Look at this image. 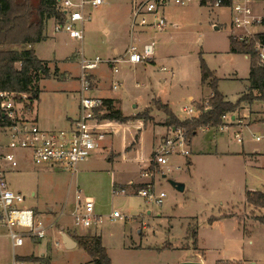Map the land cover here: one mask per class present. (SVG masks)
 <instances>
[{
    "label": "rangeland",
    "instance_id": "obj_1",
    "mask_svg": "<svg viewBox=\"0 0 264 264\" xmlns=\"http://www.w3.org/2000/svg\"><path fill=\"white\" fill-rule=\"evenodd\" d=\"M107 1L91 12L92 19L84 23V38L80 42L64 32L53 35V22L48 21L45 26L48 40L35 45L36 52L40 59L56 58L58 71L54 73L53 66L49 67L52 75L34 84L38 96L26 105L51 122L43 130L65 129L66 118L72 116L78 101L81 56L99 57L103 62L93 74L100 78L105 96H114L120 101L123 115L130 117L125 123L134 122L131 116L148 109L149 120L144 123H152L156 128L146 125L136 151H130L137 143L127 133V140L133 145L127 147L125 154L121 133L108 139L105 145L113 148L111 160H106L109 153L105 150L94 152L89 161L77 166L76 174L58 168L41 171L25 152L26 158L21 157L24 160L19 162L18 171L6 175L7 184L25 196L22 207L33 208L45 225L52 226L42 240L24 238L23 246L16 249L15 260L21 264H41L35 258L46 259L50 264H92L80 246L65 249L60 235L62 228L63 233L73 237L77 235L73 229L82 237L96 235L111 264H180L202 260L203 264H264V225L258 220L264 216V208H254L245 199L249 191L264 192L263 100L255 97L250 104L241 103L234 112L243 127L199 130L192 140L188 138L191 141L188 157L172 155L161 168L151 164L152 177L142 179L153 186L155 194H165L160 205L146 203L137 194L140 189H147V184L139 183L143 168L136 159L148 157L154 139H160L169 126L165 125L167 119L159 106L169 104L172 113L183 119L190 116L184 112L185 107L191 106L199 114L193 102L200 101L196 105L208 110L207 96L211 91L207 85L201 87V58L214 74L218 91L227 101L237 103L247 90L250 61L245 54L231 52L230 37L236 31L231 27L229 10L209 9L196 3L182 6L170 3L163 10L168 23L165 32L155 33L149 28L143 36L135 32L139 43L149 38L155 41L154 58L136 65L120 62L116 65L118 72L113 74L104 61L113 55L112 48L120 56L125 52L129 40L126 11L131 0ZM115 82L119 83L116 91L111 90ZM145 107L148 108L143 110ZM154 110L157 113L150 117ZM229 115L222 118L220 127L227 126L224 121ZM163 126L165 130L157 128ZM237 132L242 142H237ZM133 137L139 138V131ZM0 141H4L1 130ZM254 150L262 155L255 158L246 155ZM118 153L123 155L119 157ZM170 180L182 183L184 192H177L169 184ZM111 181L133 183L115 184V191L124 188L126 193L114 195ZM77 196L81 202L93 201L94 215L101 219L100 225L75 227L71 214L76 208ZM113 211L123 219L110 220ZM192 231L196 233V242ZM6 233L0 227V264H12V248Z\"/></svg>",
    "mask_w": 264,
    "mask_h": 264
},
{
    "label": "built area",
    "instance_id": "obj_2",
    "mask_svg": "<svg viewBox=\"0 0 264 264\" xmlns=\"http://www.w3.org/2000/svg\"><path fill=\"white\" fill-rule=\"evenodd\" d=\"M55 13L51 19L54 21L53 32L69 35L76 41L83 40V25L90 22L91 10L104 3V0H55ZM173 3L177 6L196 3L209 9L226 8L231 14V27L236 31L230 38L250 48L252 54H245L251 60L256 59L258 66H264V0H131L130 3V42L123 55H115L104 61L113 74L118 72L116 65L125 62L129 65L139 64L149 60L155 55V41L149 39L139 43L135 37L145 29L153 32H165L168 26L163 15L164 8ZM101 58L85 59L81 56L79 61L80 75L78 77V114L71 120L65 129L43 130L38 123L27 119L22 114L28 104L25 94L0 92V109L6 120L1 128L3 142L0 141V227L5 228L6 235L12 248V264H21L15 260L16 249L23 246L24 238L31 241L42 240L46 237L48 229L36 216L34 210L23 208L25 196L18 191L9 189L6 173L14 171L18 166L15 151L21 150L29 154L35 167L58 168L75 174L79 164L91 158L106 139H112L121 133L125 135L132 130L142 132L144 121L140 125H132L104 117L107 111L103 99L89 95L91 92V72L96 70ZM164 70V69H163ZM116 84L113 87L116 89ZM186 113L193 109L186 107ZM225 118V116H223ZM136 120V119H135ZM143 122V123H142ZM222 129V127H221ZM225 129V127L223 128ZM164 137L153 146L148 157L137 159L143 168L142 177L150 179L153 172L149 171L151 164L164 166L172 155L188 157L190 141L185 130L181 127L168 126ZM237 142H242L240 134L235 135ZM135 141V137L133 138ZM259 140V137L256 138ZM133 142V141H132ZM157 174V173H155ZM147 189H140L138 195L146 203L161 204L165 197L163 192L155 194L149 183ZM118 193H124L120 190ZM75 210L71 214L75 227L98 226L101 223L99 216L94 215L93 201L78 199ZM109 219L122 220L117 211H113ZM19 231L14 232L13 228ZM58 245V243H56Z\"/></svg>",
    "mask_w": 264,
    "mask_h": 264
},
{
    "label": "trees",
    "instance_id": "obj_3",
    "mask_svg": "<svg viewBox=\"0 0 264 264\" xmlns=\"http://www.w3.org/2000/svg\"><path fill=\"white\" fill-rule=\"evenodd\" d=\"M55 4V0H0V92L25 94L28 101H32L37 98L39 92L34 84L52 75L53 72L47 63L39 60L30 47L28 49H18V47H28L44 39L45 23L53 17ZM230 48L233 54H252L250 48L231 38ZM254 61V59L250 60L247 79L249 85L246 93L242 94L237 99V103L233 104L225 100L218 91L217 79L201 58L199 61L200 83L207 85L211 91L207 100L208 110H204V106L196 105L199 110L198 116L180 121L167 105L159 106L167 119L165 125L181 127L185 130L186 136L193 139L196 133L203 128H219L223 124V116L233 114L241 103L250 104L255 97L264 101V66H258ZM103 103L109 111L104 117L121 122H126L130 118L115 109L110 100H103ZM148 113L149 110L146 109L135 115L134 119L146 122L149 120ZM5 122L0 109V130L6 124ZM246 203L254 208H264V194L259 191L247 192ZM212 220L214 219H209V221ZM258 220L264 225V216ZM192 237L196 242L195 231H192ZM73 239L77 242V246H80L92 259V264H111L106 249L97 236L74 235ZM35 260L40 261L41 264H50L46 259L35 258Z\"/></svg>",
    "mask_w": 264,
    "mask_h": 264
},
{
    "label": "crops",
    "instance_id": "obj_4",
    "mask_svg": "<svg viewBox=\"0 0 264 264\" xmlns=\"http://www.w3.org/2000/svg\"><path fill=\"white\" fill-rule=\"evenodd\" d=\"M108 1L107 0H104V3L106 4ZM98 9V7L96 8V9H94V10H91V12L92 11H96ZM91 14V13H90ZM126 16H127V18H126V23H128V24H130L129 23V19H130V3H129V9H127V11H126ZM50 21H52L53 22V25H54V21H53V19H49ZM49 20H47V22L45 23V26L47 25V23H48V21ZM127 28V30H128V34H129V40H128V43H127V46H128V44H129V42H130V33H129V25H128V27H126ZM103 31L105 32V33H107V29H103ZM145 34H147L145 31H142V32H140L139 33V35H145ZM53 35H57L56 33H54L53 32ZM43 36H44V39L42 40V41H40V42H38V43H35V44H33V46H31L30 48L33 50V52L36 54V57L39 59V60H41V61H44V62H46L47 63V66L48 67H50V66H53L52 67V70H56V73H57V71H58V66H59V64L57 63V62H59L58 60H56V58H54L53 60H49V59H46V60H44V59H40L39 58V56H38V53L36 52V46L35 45H39V43H41V42H45V41H47L48 40V37H49V35H47V32H46V28L44 27V31H43ZM135 37L137 38V41L138 42H140L139 41V39H138V36H136L135 35ZM84 38V37H83ZM149 39H152V38H149ZM149 39H147L146 41H148ZM74 40V39H73ZM76 41V40H75ZM145 42V41H144ZM156 44V43H155ZM156 46V45H155ZM112 51H113V55L109 58V59H111L112 57H115V55H119V51L116 49V48H112L111 49ZM154 50H155V48H154ZM125 51V50H124ZM157 53V51L155 50V54ZM155 56V55H154ZM154 57H152V58H150L149 60H152ZM149 60H147V61H144V62H142V63H145V62H149ZM250 61V60H249ZM133 65V64H132ZM136 65V64H135ZM107 67L109 68V66L107 65ZM50 69V68H49ZM97 70V69H96ZM111 70V69H110ZM53 71V72H54ZM95 71V70H94ZM94 71H92L91 72V77H90V79H91V86H92V89H91V92H90V96H92V97H95V98H101V99H103V100H110L111 101V103H113V107L115 108V109H118L121 113H122V110H121V106H120V101L116 98V97H114V96H105V94H104V92H105V90L103 89V86L101 85V81H100V78L97 76V75H95V74H93V72ZM113 73V72H112ZM162 82H164V80H161ZM115 84H116V89L118 88V86H119V83H116L115 82ZM115 84H112L111 85V90H114V91H116V89H114L113 87L115 86ZM248 84H249V82H248ZM79 86V85H78ZM202 86H205V85H202L201 84V87ZM80 87V86H79ZM79 87H78V89H79ZM79 91V90H78ZM244 93H246V92H244ZM210 95H211V93H210ZM210 95H208L207 97L209 98V96ZM206 97V98H207ZM188 99L190 100V101H192V97L191 96H189L188 97ZM225 99V98H224ZM207 100V99H206ZM226 100V99H225ZM28 102H30V101H28ZM162 102V101H161ZM200 102V101H199ZM199 102H193V104L195 105V109H197L196 108V104H198ZM29 104V103H28ZM76 106H75V108L72 110V116L71 117H68V118H66L67 119V124H66V127L69 125V123L71 122V120H73V119H75L76 118V116H77V114H78V106H79V104H78V101L76 100ZM163 104H165L164 102H163ZM150 105V104H149ZM165 105H167L168 107H169V104H165ZM30 106V105H29ZM29 106L27 105L26 106V109H24L23 111H22V114L24 115V117L25 118H27V119H32V120H34L35 122H37L38 123V125H39V127L40 128H43V129H47L49 126H51V122L50 121H48V120H46L43 116H40L39 115V113H38V111L36 110L35 112H34V110H33V108L30 106V108H29ZM149 107V106H148ZM148 107H145L143 110H145L146 108H148ZM189 107H191V106H189ZM186 108V107H185ZM185 108H184V110H185ZM192 108V107H191ZM193 109V108H192ZM142 110V111H143ZM171 110V109H170ZM155 110L154 111H152L151 112V114H150V117L153 115V114H155ZM184 112H186V111H184ZM196 112V110H193L189 115V117H187L188 119H190V118H193V117H197L198 115L195 113ZM137 113H139V112H137ZM141 113V112H140ZM157 113V112H156ZM160 113V112H159ZM123 114V113H122ZM131 117H134V115L133 116H131ZM244 118H247V117H245V116H243ZM165 118H166V116H165ZM164 118V119H165ZM177 118V117H176ZM187 118H185V119H187ZM178 119H180V120H185V119H183V118H178ZM229 119V120H228ZM135 120V119H134ZM136 121V123H135V125H140V120H138V119H136L135 120ZM134 121V122H135ZM228 121V122H227ZM134 122H131V123H129V124H134ZM262 122H264V121H262ZM143 123V122H142ZM224 123L225 124H227V126H224L225 128H227V127H231V126H234V127H236V128H239V127H243L242 125H239V124H242L241 123V121H239V119H238V117H236V114H230L228 117H227V120L226 121H224ZM253 122H251L250 124H252ZM128 124V125H129ZM250 124H248V125H244V126H249ZM146 125H152V128H156V127H154V125L151 123H143V129L146 127ZM224 127H222V128H224ZM157 128H160V129H163V130H165V127L163 126V127H157ZM203 129H205V130H209V129H212V130H215V131H217V130H220L221 129V127L220 128H218V129H214V128H203ZM203 129H201V130H203ZM129 133H131V135H132V137H133V134H134V132H132V131H130ZM165 133H166V130H165V132H164V135H165ZM161 136V138H163L164 136H163V134L162 135H160ZM125 138L123 139L122 138V141H121V146H122V148L124 149V154L128 151V150H126L127 149V147H129V145H133L132 144V142L130 143V141H128L127 140V137H126V135L124 136ZM131 137V139L130 140H132L133 141V138ZM141 132L139 133V138H136L135 139V142L137 143L135 146H134V148H133V150H130V151H136L138 148H139V142H140V140H141ZM160 138V139H161ZM156 139H158V138H155L154 139V142H156ZM160 139H158V141H157V143L159 142V140ZM108 139H106L101 145H100V148H98L95 152L98 154V153H100V151H103V150H105V153H109L108 155V157H107V161H110L111 160V156H112V154H110V153H113V148L111 147V146H109V147H107L106 145H105V143H106V141H107ZM192 140V139H191ZM154 142H153V145H152V148H153V146H155L156 144H154ZM190 143H191V141H190ZM18 152H20V151H15L14 153H15V156L18 158V165H19V162L20 161H23L24 159H22V158H26L25 157V152H21L20 154L18 153ZM95 153V154H96ZM18 154H19V156H18ZM118 154H120V156L119 157H121L122 155H123V153H118ZM93 155V154H92ZM246 155H249L251 158H255V156H257V155H262V153L261 152H259L258 150H254V153H246ZM19 157H20V159H19ZM22 157V158H21ZM28 157H29V154H28ZM93 157V156H92ZM89 159H91V158H89ZM89 159L87 160V161H89ZM137 160V159H136ZM86 161H84L83 163H85ZM83 163H81V164H83ZM187 163H189L190 164V162H187ZM81 164H79V165H81ZM78 165V166H79ZM18 167L19 166H17V168L16 169H14V171H9V172H7L6 173V175L7 174H11V173H14V172H17L18 171ZM52 168H47V167H40L39 168V170H41V171H49V170H51ZM167 170L169 171V168H167ZM75 174H76V172H75ZM143 177L141 176V174H139V176H138V179H139V183H141V184H145L146 183V181H144L143 179H142ZM163 178H165V176H163ZM113 184V187H112V189L115 187V184H121V185H123V184H128V185H131L132 183H133V181H124V182H118V183H116L115 181H111ZM135 182V181H134ZM184 186V185H183ZM8 187H9V185H8ZM122 187H124V186H122ZM9 189H11V188H9ZM185 189V188H184ZM120 190H124V193H126V189H124V188H119V190L118 191H115V189H113V194L114 195H116V194H118V192L120 191ZM12 191H18V192H21L19 189H16V190H12ZM249 192H252V191H249ZM259 192H261V193H263L264 194V192L263 191H259ZM124 193H122V194H124ZM32 195H34V192H32ZM77 199H79V196H77ZM246 199V198H245ZM253 207V206H252ZM23 208H25V207H23ZM31 209V208H30ZM33 209V208H32ZM31 209V210H32ZM34 210V209H33ZM51 210V208L49 209V211ZM34 212H35V210H34ZM63 231H62V228H60V235H61V233H62ZM73 232H75L77 235H75V236H81V235H79L76 231H74V229H73ZM67 236H69L73 241H74V239L72 238V234L71 235H67ZM94 236H96V235H94ZM82 237V236H81ZM34 241V240H33ZM75 242V241H74ZM201 262V264H203L204 262H203V260L202 261H200ZM250 264H256V263H250Z\"/></svg>",
    "mask_w": 264,
    "mask_h": 264
},
{
    "label": "water",
    "instance_id": "obj_5",
    "mask_svg": "<svg viewBox=\"0 0 264 264\" xmlns=\"http://www.w3.org/2000/svg\"><path fill=\"white\" fill-rule=\"evenodd\" d=\"M2 117L4 115L2 114ZM169 184L179 193L184 192V186L180 182H175L170 180ZM61 241L63 242V245L66 250L75 248L77 246V242H74L69 236H67L65 233H61ZM180 264H201V262H194V261H189V262H182Z\"/></svg>",
    "mask_w": 264,
    "mask_h": 264
}]
</instances>
